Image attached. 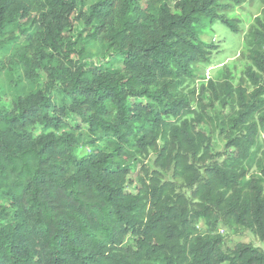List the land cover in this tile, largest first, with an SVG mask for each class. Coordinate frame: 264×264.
<instances>
[{
    "label": "trees",
    "instance_id": "16d2710c",
    "mask_svg": "<svg viewBox=\"0 0 264 264\" xmlns=\"http://www.w3.org/2000/svg\"><path fill=\"white\" fill-rule=\"evenodd\" d=\"M241 2L0 0V54L20 70L0 106V264H264L261 248L217 233L264 238V12L239 85L182 92L213 49L197 19L237 31L225 13ZM76 23L101 64L80 61ZM216 101L232 108L221 153L200 128Z\"/></svg>",
    "mask_w": 264,
    "mask_h": 264
},
{
    "label": "rangeland",
    "instance_id": "374dc122",
    "mask_svg": "<svg viewBox=\"0 0 264 264\" xmlns=\"http://www.w3.org/2000/svg\"><path fill=\"white\" fill-rule=\"evenodd\" d=\"M263 12L264 0H242L231 12L225 13V16L230 20H236L237 31H232L221 21H210L204 17L197 19L195 28L199 38L205 43L213 45V49L208 62L195 65L194 69L198 78L185 83L182 88L184 94L194 98L199 94L201 85H206L208 80H212L217 85H222L224 81H227L233 87L241 83L243 78L242 71L247 64L244 40L249 26L254 23L256 17L262 16ZM71 33L82 63L101 64L104 61L103 46L86 38L84 27L81 23L74 24ZM0 62L5 65L4 71L0 75V93L3 96L0 106L9 109L19 95V88L16 86V82L20 76V70L17 65L8 64L1 54ZM252 89L253 87L250 86L249 91ZM202 97L206 102H209L208 97L204 95ZM207 114L211 120L208 123L201 124L200 128L209 136L213 153H221L225 150L227 139L225 137L226 131L220 129V121L232 114V108L229 104L224 106L216 101L214 107L208 109ZM65 120L69 125H80L78 118L72 114H68ZM257 146V156H260V151L264 149V129L260 130ZM86 150L83 149V151ZM166 176L169 177L170 174ZM128 188L132 189V187ZM183 190L186 195L190 196V190L184 188ZM198 227L201 231L206 230L203 221L198 222ZM217 233L223 237L224 247L226 248L237 242H245L264 250V238H259L251 230L241 227L229 228L221 224L217 227Z\"/></svg>",
    "mask_w": 264,
    "mask_h": 264
}]
</instances>
